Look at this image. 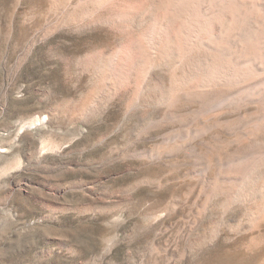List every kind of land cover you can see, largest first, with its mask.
I'll return each instance as SVG.
<instances>
[{"label":"rangeland","instance_id":"374dc122","mask_svg":"<svg viewBox=\"0 0 264 264\" xmlns=\"http://www.w3.org/2000/svg\"><path fill=\"white\" fill-rule=\"evenodd\" d=\"M55 3L0 0V264H264V219L210 196L196 155L163 144L179 125L126 114L125 94L85 115L79 58L113 38L57 29Z\"/></svg>","mask_w":264,"mask_h":264},{"label":"bare ground","instance_id":"6f19581e","mask_svg":"<svg viewBox=\"0 0 264 264\" xmlns=\"http://www.w3.org/2000/svg\"><path fill=\"white\" fill-rule=\"evenodd\" d=\"M53 1L62 9L57 29L113 38L78 59L96 91L85 115L119 94L129 98L126 114L156 109L160 121L179 125L163 144L196 155L208 194L264 219V0ZM195 144L205 151L196 154Z\"/></svg>","mask_w":264,"mask_h":264}]
</instances>
